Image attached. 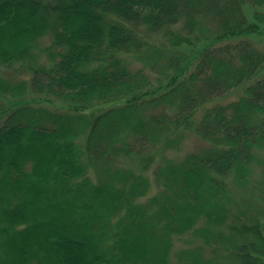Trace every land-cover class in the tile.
I'll return each instance as SVG.
<instances>
[{
    "label": "trees",
    "instance_id": "obj_1",
    "mask_svg": "<svg viewBox=\"0 0 264 264\" xmlns=\"http://www.w3.org/2000/svg\"><path fill=\"white\" fill-rule=\"evenodd\" d=\"M262 5L0 0V264H264V211L242 221L228 184L264 154ZM192 127L207 146L151 183Z\"/></svg>",
    "mask_w": 264,
    "mask_h": 264
},
{
    "label": "rangeland",
    "instance_id": "obj_2",
    "mask_svg": "<svg viewBox=\"0 0 264 264\" xmlns=\"http://www.w3.org/2000/svg\"><path fill=\"white\" fill-rule=\"evenodd\" d=\"M257 10L264 15V5L258 7ZM252 12H253L252 10L246 8V15L249 21H253ZM261 28H262V32L260 35L249 36L246 38V40H248L257 50L264 52V21L261 23ZM49 43L50 41L46 38V39L41 40L40 45L42 48H44L48 46ZM40 57L41 59H45L44 53L41 54ZM138 67H142V63L138 60L132 59L131 68L133 70H137ZM6 76L9 79L18 80L22 78L24 75H21L17 72H12V73L5 74V77ZM260 77L261 78L264 77V70L262 71ZM152 84L156 85L155 81H153ZM240 95H242V89H239L237 91H232L230 93H227L223 97L214 100L212 103L205 105L204 108L211 107L214 104L228 102L230 100L238 98ZM46 105L49 106V104H46ZM202 112H203V108L202 109L200 108L196 112L194 116V122H197L200 119V117L202 116ZM176 135H177L176 137L179 138L178 144L176 146L165 148L162 151L160 150L159 153H157L154 149L150 151V155L153 156L154 161L151 164H149L148 168L145 170V173L151 183H153L152 171L154 167L159 162H161L162 157L178 160L182 158L185 154L197 151L198 149L207 146V143L203 141L202 139H200L194 133L193 127L190 129H186V130H179L177 131ZM131 160H135V158L129 157L128 159H123L121 162L124 163L123 165L124 167H129L130 164H133L135 162ZM228 184H229L230 190L232 191V198L235 203L233 212L237 214L238 216H240L242 221L246 220L248 217L252 215H256L258 212H263L264 211V154L260 153L259 162L254 163L252 165V173L248 179V182L244 185V187L236 186L233 183L231 177L228 179ZM154 192H155V188L153 187V184H152L150 191L148 193V196L152 195ZM240 210H243L245 212V217H242L240 215L239 213ZM246 223H247V220H246ZM228 232H229V229L228 230L224 229L225 235H228L229 234ZM190 239L191 237L189 235L174 239L173 252L171 255L172 262L176 261L175 255L177 252L191 246L192 242L189 243ZM197 242H201L200 239H197ZM206 252H208V250H206ZM208 253H206L205 255L206 257H209ZM222 254L223 256L226 255L225 252H219V253L217 252V255H219L218 258H220ZM223 259L222 260L219 259V261L222 262Z\"/></svg>",
    "mask_w": 264,
    "mask_h": 264
}]
</instances>
